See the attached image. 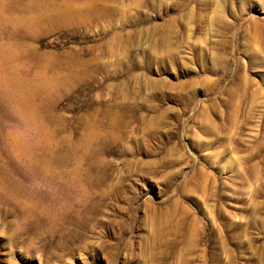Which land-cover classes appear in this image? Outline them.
<instances>
[{
	"label": "rangeland",
	"instance_id": "374dc122",
	"mask_svg": "<svg viewBox=\"0 0 264 264\" xmlns=\"http://www.w3.org/2000/svg\"><path fill=\"white\" fill-rule=\"evenodd\" d=\"M0 264H264V0H0Z\"/></svg>",
	"mask_w": 264,
	"mask_h": 264
}]
</instances>
